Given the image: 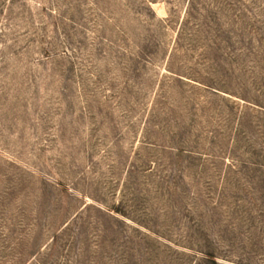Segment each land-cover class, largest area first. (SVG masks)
Returning a JSON list of instances; mask_svg holds the SVG:
<instances>
[{
  "label": "rangeland",
  "instance_id": "rangeland-1",
  "mask_svg": "<svg viewBox=\"0 0 264 264\" xmlns=\"http://www.w3.org/2000/svg\"><path fill=\"white\" fill-rule=\"evenodd\" d=\"M0 264H264V0H0Z\"/></svg>",
  "mask_w": 264,
  "mask_h": 264
}]
</instances>
